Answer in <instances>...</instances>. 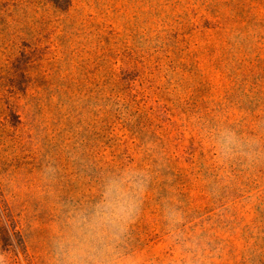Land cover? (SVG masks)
Instances as JSON below:
<instances>
[{
  "label": "rangeland",
  "instance_id": "1",
  "mask_svg": "<svg viewBox=\"0 0 264 264\" xmlns=\"http://www.w3.org/2000/svg\"><path fill=\"white\" fill-rule=\"evenodd\" d=\"M128 170L122 255L264 264V0H0V264H63Z\"/></svg>",
  "mask_w": 264,
  "mask_h": 264
},
{
  "label": "clouds",
  "instance_id": "2",
  "mask_svg": "<svg viewBox=\"0 0 264 264\" xmlns=\"http://www.w3.org/2000/svg\"><path fill=\"white\" fill-rule=\"evenodd\" d=\"M216 146L224 158L250 155L251 145L231 129H223ZM142 191L139 174L128 170L109 179L91 210L72 214L66 223L58 250L63 264H136V258L122 255L116 247L127 226L134 222L137 197Z\"/></svg>",
  "mask_w": 264,
  "mask_h": 264
}]
</instances>
